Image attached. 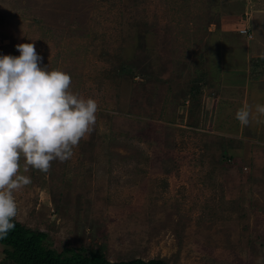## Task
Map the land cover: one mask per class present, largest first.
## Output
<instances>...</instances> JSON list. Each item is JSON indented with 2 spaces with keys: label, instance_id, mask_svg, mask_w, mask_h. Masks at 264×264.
<instances>
[{
  "label": "rangeland",
  "instance_id": "374dc122",
  "mask_svg": "<svg viewBox=\"0 0 264 264\" xmlns=\"http://www.w3.org/2000/svg\"><path fill=\"white\" fill-rule=\"evenodd\" d=\"M23 43L98 112L68 161L22 172L15 220L108 261L264 264V0H0V55Z\"/></svg>",
  "mask_w": 264,
  "mask_h": 264
},
{
  "label": "clouds",
  "instance_id": "9594fccd",
  "mask_svg": "<svg viewBox=\"0 0 264 264\" xmlns=\"http://www.w3.org/2000/svg\"><path fill=\"white\" fill-rule=\"evenodd\" d=\"M16 49L19 56L0 55V240L15 228L14 193L32 183L22 172L47 174L53 161H68L94 130L98 112L94 99L70 90L68 73L40 66L33 43ZM255 110L264 116V105ZM251 114L244 105L235 119L247 126Z\"/></svg>",
  "mask_w": 264,
  "mask_h": 264
},
{
  "label": "trees",
  "instance_id": "16d2710c",
  "mask_svg": "<svg viewBox=\"0 0 264 264\" xmlns=\"http://www.w3.org/2000/svg\"><path fill=\"white\" fill-rule=\"evenodd\" d=\"M243 71V70H242ZM264 74V56H251L248 60V76L251 80ZM207 76L200 74L192 80L189 99L197 105L199 90L206 84ZM15 228L6 239L0 240L3 258L0 264H173L161 257L146 260L108 261L103 252V244L96 247L80 245L62 247L57 250L51 246L47 233L14 220Z\"/></svg>",
  "mask_w": 264,
  "mask_h": 264
},
{
  "label": "built area",
  "instance_id": "2783aa9c",
  "mask_svg": "<svg viewBox=\"0 0 264 264\" xmlns=\"http://www.w3.org/2000/svg\"><path fill=\"white\" fill-rule=\"evenodd\" d=\"M238 32L241 34H246V37L250 36L249 32L247 31L245 27L238 29Z\"/></svg>",
  "mask_w": 264,
  "mask_h": 264
},
{
  "label": "crops",
  "instance_id": "0c3cea01",
  "mask_svg": "<svg viewBox=\"0 0 264 264\" xmlns=\"http://www.w3.org/2000/svg\"><path fill=\"white\" fill-rule=\"evenodd\" d=\"M221 22V21H220ZM242 28V27H241Z\"/></svg>",
  "mask_w": 264,
  "mask_h": 264
}]
</instances>
